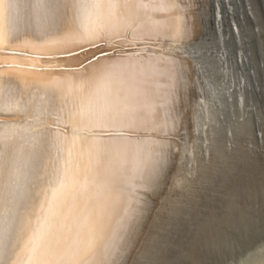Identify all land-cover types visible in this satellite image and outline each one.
I'll list each match as a JSON object with an SVG mask.
<instances>
[{
	"label": "bare ground",
	"instance_id": "bare-ground-1",
	"mask_svg": "<svg viewBox=\"0 0 264 264\" xmlns=\"http://www.w3.org/2000/svg\"><path fill=\"white\" fill-rule=\"evenodd\" d=\"M206 5L186 0L179 28L174 9L122 6L131 27L113 29L111 43L74 39L68 0L10 14L14 31L0 51V74L45 111L35 131L13 137L24 150L5 196L4 227L16 244L9 264H165L168 240H184L212 202L205 192L224 188L223 170L235 179L256 173L242 154L226 160L207 142L215 110L202 81L210 93L222 85L229 93L231 85L222 78L215 85L203 71L211 66L207 53L218 61L222 53L212 54L211 39L202 38ZM215 15L217 25L218 9ZM103 51L110 53L93 59ZM235 85L241 102V81ZM49 201L55 214L33 253L31 237Z\"/></svg>",
	"mask_w": 264,
	"mask_h": 264
},
{
	"label": "rangeland",
	"instance_id": "rangeland-1",
	"mask_svg": "<svg viewBox=\"0 0 264 264\" xmlns=\"http://www.w3.org/2000/svg\"><path fill=\"white\" fill-rule=\"evenodd\" d=\"M206 3V28L210 33L208 36L211 39L210 46H213L210 48L212 54H215L216 49L222 52L221 46L216 42V30L223 34V44L233 46L234 36L231 34L230 22L235 23L237 33L242 38L244 59H241L240 64L235 61L234 50L228 51V54L221 53V59L226 60L224 70L220 64L221 59L215 63L217 66L221 65L215 71L219 75L224 71V79L222 76L221 78L227 85H231L227 93L231 120L239 125L256 121L250 131L243 132L234 128L226 137L223 128L230 116L228 112L224 113L218 123V137L209 138L207 142L213 145L217 139L218 145L230 156L236 152H244V162L257 171L254 175H251L252 172L246 175L241 171L239 179H235L236 174L233 172L226 173L225 177L229 178L223 189L215 193L205 192V197L213 200L209 201L207 207H203L204 210L201 209V214L196 219L198 221L189 227L184 240H177L175 236L166 241L167 248L171 251L160 258L165 260V264H264V101H259L252 95L258 89L264 96V0H227L229 13H225L224 10L227 9L219 5L221 19L216 30L213 29L211 15L213 17L217 11L215 14L212 12L211 0H206ZM200 9L198 5V14ZM200 18L202 19V15ZM256 43L262 46L261 56L258 55ZM240 80H243L242 104L237 109L236 98L239 91L235 83ZM183 133L181 132V137ZM178 140L182 142V138Z\"/></svg>",
	"mask_w": 264,
	"mask_h": 264
},
{
	"label": "snow or ice",
	"instance_id": "snow-or-ice-1",
	"mask_svg": "<svg viewBox=\"0 0 264 264\" xmlns=\"http://www.w3.org/2000/svg\"><path fill=\"white\" fill-rule=\"evenodd\" d=\"M61 2L62 0H0V51L12 42L14 28L9 25L11 13L22 6L48 9ZM68 2L74 9L77 19L76 31L71 36L74 39L104 40L108 43H111L113 29L121 25L126 30L131 27L121 15L122 6L131 4L138 8L152 7L159 11L174 9L176 10L175 21L178 28L181 20L179 10L181 5L186 6V0H68ZM44 111L34 99L26 98L11 79L6 81L0 74V264H9L12 252L16 247L13 242L15 235H9L8 229L4 227L6 190L18 176L17 163L24 150V145L15 142L13 137L23 139L24 134L35 131L32 125L39 122ZM63 184L64 176L61 173L58 187H63ZM50 213L55 214L51 201L48 203V208L44 209L40 226L33 231L30 249L33 253L43 243V229ZM37 264H59V261L41 259Z\"/></svg>",
	"mask_w": 264,
	"mask_h": 264
},
{
	"label": "water",
	"instance_id": "water-1",
	"mask_svg": "<svg viewBox=\"0 0 264 264\" xmlns=\"http://www.w3.org/2000/svg\"><path fill=\"white\" fill-rule=\"evenodd\" d=\"M211 5H212V12H214V14H215V11H217V7H219V5H222L223 7H225L227 10H224V12L225 13H227V12H229V8L227 7V0H219V2H218V5L216 6V4L214 3V0H211ZM207 14V13H206ZM205 14V15H206ZM216 15H214L213 17L211 16V23H212V25H213V27L215 28V27H217V25H216V23L214 22V20H212L214 17H215ZM206 18H207V15H206ZM230 27H231V32H232V34H233V36H234V44H233V46L230 44V45H225V43L223 44V40H224V37L221 39V41L219 40V39H217V37H218V35H219V32L216 30V42L221 46V49H222V52L223 53H227L228 54V51H230V50H234V52H235V56H236V63L237 64H240L241 63V59L243 60L244 59V54H243V48H242V38H240L239 37V35H238V33H237V27H236V25L233 23V22H230ZM210 33H209V31H208V27H207V29H206V31H205V33L203 34V36H202V38H206L207 40L208 39H210V37L208 36ZM208 45H210V44H207V46ZM208 47H211V46H208ZM256 48H257V51H258V55H260V53L262 52V46L260 45V44H257L256 43ZM108 53H110V51H103V52H98L97 54H95L94 55V57H97V56H102V55H106V54H108ZM207 56L208 57H206V58H208V61H210V65L211 66H205V68L203 69V71H204V74H206V76H207V79H208V81H209V79H210V81L211 82H213L215 85H216V82L218 81V79L219 78H221V76H222V74L224 73V71H223V73H221L220 75L217 73V71H215V69L217 68V66H216V64H215V62L217 63V58H216V60H214L213 59V57L212 56H210L209 55V53H207ZM261 56V55H260ZM93 57V58H94ZM260 58V57H259ZM213 61V62H212ZM225 63H226V60H224V59H221L220 60V64L222 65V67H223V70H224V68H225ZM221 70V69H220ZM225 74V73H224ZM203 79V78H202ZM241 81V83L243 82V80H240ZM203 82V85H204V88H203V90L207 93L208 92V95H209V97H210V99H212L213 98V101H212V105H213V107H214V110H215V118L213 117L212 118V121H211V130H210V134H209V138L210 139H212V138H216V137H218V123H219V121H220V119H222V114H224V113H226L227 114V112L229 113L228 115L230 116L231 115V107L229 106L230 104H229V96H228V92H226V91H224L223 90V87L222 86H217L218 88V90L217 91H215V93H210V90H209V86L207 85H205L204 84V81H202ZM252 91H255V90H252ZM208 95H206V96H208ZM212 95V96H211ZM213 95H214V97H213ZM252 95L253 96H256L257 97V99L259 100V101H264V96L262 95V92H260L258 89H256V93L255 92H253L252 93ZM240 101V98H239V96L236 98V107H237V109H239V107L241 106V104H242V99H241V102H239ZM263 103V102H262ZM226 106H228L227 108H226ZM231 116H230V120L229 121H227L225 124H224V128H223V131H224V133H225V136L226 137H228L229 136V134H230V132H231V130H233L234 128L236 129V130H241V131H250V129H252V127H254V125H256V121L255 122H251V121H248V122H245V123H243L242 125H239V123L238 122H235L234 120L232 121L231 120ZM253 123H254V125H253ZM253 125V126H252ZM256 127V126H255ZM199 135L202 137V136H204V133H203V131L202 130H200L199 132ZM199 143H200V147H201V149L203 150V148H204V143L202 142V141H199ZM213 147H214V149L216 150V152L218 153V155H221L222 156V154H223V156H224V158H226V160H231L232 158H236V157H238L239 155H243L244 154V152H242V151H240V152H236L233 156H230L227 152H226V150H224V149H222L219 145H218V143H217V139H216V142L213 144ZM238 155V156H237ZM244 156V155H243ZM228 163H230V162H226L225 161V167L226 166H228L229 167V164ZM231 166V165H230ZM223 169H225V168H223ZM230 169H232V168H230ZM223 174H225L226 175V173H230V170H228V169H225V170H223ZM232 172V171H231ZM176 219L177 218H175L174 219V222L176 221ZM173 222V223H174ZM172 223V224H173ZM172 228V227H171ZM170 228V229H171ZM162 233V232H161ZM159 234V235H157V238L155 239V243H154V245H153V247H151V249H150V251L152 250V252H153V250H154V248H155V245H157L158 243L157 242H159V241H161V240H163V238H165V235H164V233L163 234ZM151 252V253H152Z\"/></svg>",
	"mask_w": 264,
	"mask_h": 264
}]
</instances>
